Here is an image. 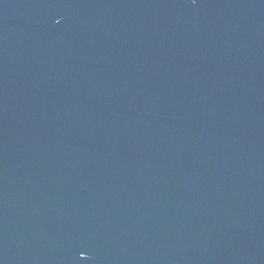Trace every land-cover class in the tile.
Segmentation results:
<instances>
[{
    "label": "water",
    "instance_id": "water-1",
    "mask_svg": "<svg viewBox=\"0 0 264 264\" xmlns=\"http://www.w3.org/2000/svg\"><path fill=\"white\" fill-rule=\"evenodd\" d=\"M0 264H264V0H0Z\"/></svg>",
    "mask_w": 264,
    "mask_h": 264
}]
</instances>
